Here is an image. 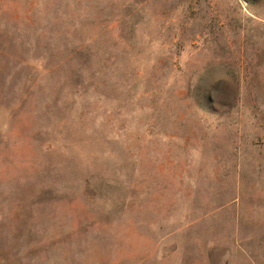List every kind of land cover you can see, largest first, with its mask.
<instances>
[{"label": "rangeland", "instance_id": "1", "mask_svg": "<svg viewBox=\"0 0 264 264\" xmlns=\"http://www.w3.org/2000/svg\"><path fill=\"white\" fill-rule=\"evenodd\" d=\"M0 264H264V0H0Z\"/></svg>", "mask_w": 264, "mask_h": 264}]
</instances>
